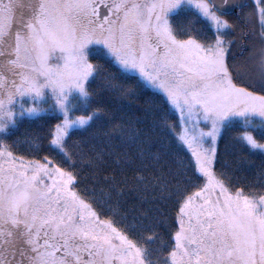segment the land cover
Wrapping results in <instances>:
<instances>
[{
    "label": "snow or ice",
    "instance_id": "1",
    "mask_svg": "<svg viewBox=\"0 0 264 264\" xmlns=\"http://www.w3.org/2000/svg\"><path fill=\"white\" fill-rule=\"evenodd\" d=\"M0 264H264V0H0Z\"/></svg>",
    "mask_w": 264,
    "mask_h": 264
},
{
    "label": "trees",
    "instance_id": "2",
    "mask_svg": "<svg viewBox=\"0 0 264 264\" xmlns=\"http://www.w3.org/2000/svg\"><path fill=\"white\" fill-rule=\"evenodd\" d=\"M35 128H36L35 125H30L27 121H25L20 127L19 135L21 136L22 139H24L25 138V134L28 133L31 130H34ZM226 135L227 136H231L232 133H228Z\"/></svg>",
    "mask_w": 264,
    "mask_h": 264
}]
</instances>
